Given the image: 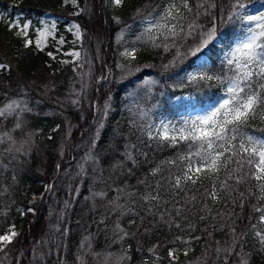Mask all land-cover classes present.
Here are the masks:
<instances>
[{
  "label": "trees",
  "instance_id": "1",
  "mask_svg": "<svg viewBox=\"0 0 264 264\" xmlns=\"http://www.w3.org/2000/svg\"><path fill=\"white\" fill-rule=\"evenodd\" d=\"M165 2L0 0L5 17L0 64L8 66L0 69V108L18 100L28 109L0 118V135L13 137L0 144V235L12 225L20 228L0 250V264H264V244L254 234L264 230L260 213L253 211V206L264 207V200L257 199L260 182L244 168L236 173L242 182L229 180L227 190L221 189L220 182L237 168L232 163L219 180L204 173L195 185L175 189L173 178L181 166L164 162L177 159L183 145L149 139L125 108L131 87L139 89V104L161 112L178 96H192L204 105L220 95L215 82L200 91L179 84L178 76L192 60L166 71L174 51L140 44L135 60L121 56L124 44L132 46L139 37L144 17L155 15ZM189 2L195 8L196 0ZM216 4L213 15L220 31L219 17L227 15L229 0ZM49 12L80 24L82 61L76 69L57 62L48 50L26 45L27 37L10 27L28 19L34 29ZM199 22L212 26L210 17L201 16ZM237 31L224 26L227 35L218 51ZM121 32L124 39L118 40ZM213 59L207 70L223 72L219 59ZM146 76L159 81L150 91L139 82ZM257 129H264L259 117L245 131L261 135ZM89 154L94 159L87 160ZM158 167L160 172L152 175ZM213 180L218 200L204 195ZM149 194L159 200L145 199Z\"/></svg>",
  "mask_w": 264,
  "mask_h": 264
},
{
  "label": "snow or ice",
  "instance_id": "2",
  "mask_svg": "<svg viewBox=\"0 0 264 264\" xmlns=\"http://www.w3.org/2000/svg\"><path fill=\"white\" fill-rule=\"evenodd\" d=\"M114 3L120 5L122 0H114ZM257 3L260 7L253 10L245 0H229L227 15L221 14L219 17L220 31L216 23L217 17L213 15L217 7L216 0H196L195 8L189 0H166V6L158 16L149 14L144 17L147 25L137 38V42L150 44L154 48H163L165 52L174 51L173 59L164 65L166 71L175 70L189 59L192 60V64L184 69L183 76H178L179 84L194 85L197 91L202 87L212 88L214 86L212 82L220 87L219 97L211 100L202 109L198 110V105L204 103L199 100L190 105H183L190 107L196 114L182 117L180 120L161 119L157 123L153 121L150 110L139 107L137 109L136 115L145 121V134L149 139L172 147L180 145L184 147V151L177 159L164 162L167 165L181 166V174L173 178L175 189L183 191V186L189 182L195 185L204 173L208 174L207 178L215 177L219 180L221 171L227 170L230 164L235 163L237 168L228 172L226 178L220 182V188L227 190L229 180L242 182L236 173L247 168L251 178L260 182L257 185L259 190L257 199L264 200V129H257L261 135L245 131L250 120L257 117L264 120V0H257ZM201 16L210 17L212 26L206 27L201 24L199 22ZM4 19L5 17L0 16V21ZM226 25H232L238 31L228 41L227 47L219 48L218 51L219 45L224 42L227 35L223 32ZM10 27L18 29L16 33L18 36H27L28 23L21 26L17 21ZM55 27V21L51 22V29L49 24L45 23L43 31L37 29L39 37L51 35V30ZM73 27L76 28L79 37V25ZM123 39L121 34L118 40ZM137 42H133L131 47H126L121 56L135 60ZM31 43V40H26V45ZM36 44L40 47L41 40L37 39ZM73 55L78 58L80 56L78 52ZM214 56L219 59L223 72L207 70L209 65L215 63ZM6 67L0 65V69ZM158 83L155 78L143 81L145 86H149L148 91L150 86ZM176 99L180 100L181 97L178 96ZM21 103L12 100L0 108V118L6 119L10 115L18 114L17 110L27 111V108H21ZM15 127L20 128L21 124L17 122ZM12 141L10 133L0 135V144ZM8 151H11V148ZM128 158L132 159L130 154ZM86 159L94 158L89 154ZM83 171L84 168L81 166V173ZM159 172L158 167L153 170L152 175ZM204 195L213 200L220 198L215 180L211 191L206 189ZM145 199L159 200V196L149 194ZM195 199L193 196L192 200ZM179 211L177 209V214ZM253 211L260 213L258 223L264 226V207L253 206ZM254 234L259 242L264 244V230L258 229ZM17 235L14 230H10V234L0 235V245L6 247ZM244 264L247 262L244 261Z\"/></svg>",
  "mask_w": 264,
  "mask_h": 264
},
{
  "label": "rangeland",
  "instance_id": "3",
  "mask_svg": "<svg viewBox=\"0 0 264 264\" xmlns=\"http://www.w3.org/2000/svg\"><path fill=\"white\" fill-rule=\"evenodd\" d=\"M166 6V2L163 5V7L160 9V11H158L155 15L153 16H158L161 12V10ZM249 7L252 8L253 10H255V8L260 7V4L256 2H251L249 3ZM55 21L56 22V27L54 30L52 31L51 35H47L46 37H39L37 29H39L40 31H43V26L45 23L49 24V28L51 29V22ZM25 23L29 24V27L27 29V39L26 40H31L32 43L28 44V45H33L34 47H36L39 50H48V54L52 53L51 57L53 59H55L57 62H61L64 64H72L73 68H78L80 66V63L82 61V55H81V50L78 47L81 44V38H82V33H81V28H80V24L70 18V16L65 15V14H54V13H45L40 20L39 25L33 29V24L31 23L30 20H26ZM25 23L20 24L21 26H23ZM73 25H79V32L80 35L79 37L77 36L76 32V28L73 27ZM147 25V21L143 20L142 23L139 25L140 27V34L141 35L142 31L144 30V28ZM32 34H34V36L32 37ZM121 34H123L124 36V32H121L119 34V37L121 36ZM138 38V37H137ZM137 38L134 40V42H137ZM37 39L41 40V44L40 47H37L36 41ZM62 41V42H61ZM140 44L137 42V46H139ZM124 50L126 47H131L128 44H124ZM79 53L80 56L79 58L76 57L75 55H73V53ZM223 55V53H221V56ZM0 65H6L4 63L0 64ZM7 66V65H6ZM8 68V66L6 67ZM149 78H155L152 76H146L143 79H140L139 82L143 84V81L145 79H149ZM156 79V78H155ZM145 86V85H144ZM147 88H149V86H145ZM150 87H154V85L150 86ZM140 92L139 89L137 87H131V89L127 92L126 97H125V108L127 109V111L130 113V115L135 119H137L143 126L145 125V121L140 120L137 115V109L142 108L144 110H150V114L152 116L153 121L155 122H159V120L161 119H165V120H180L182 117H187L189 115H195L196 112L192 111V109L190 107H184L183 105H190L192 103H195L197 101V99H195L192 96L189 95H183L181 96L180 100H177L176 98L174 99L173 104L168 108L167 111H163L161 112V110H158L156 108L153 107H147L144 104H139L138 103V99H140L139 96ZM188 97H191L192 99H188ZM219 96H217L218 98ZM215 98V99H217ZM211 101L206 102L204 105H198V110L202 109L204 107H206ZM135 119V120H136ZM136 120V121H137ZM250 134H254V133H250ZM258 135V134H255ZM30 211L36 213V210L34 208H30ZM19 229L18 227L12 225L10 226L2 235H6V234H10V230H14L15 232L19 233ZM5 248L3 245L0 246V249ZM171 255L173 258H177L178 254L176 253V251H171Z\"/></svg>",
  "mask_w": 264,
  "mask_h": 264
}]
</instances>
